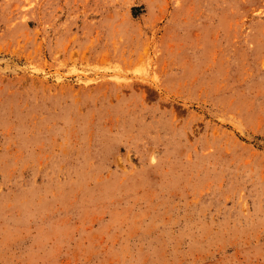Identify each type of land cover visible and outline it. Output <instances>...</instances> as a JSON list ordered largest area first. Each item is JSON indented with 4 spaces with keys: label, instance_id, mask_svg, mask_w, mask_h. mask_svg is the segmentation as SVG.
<instances>
[{
    "label": "rangeland",
    "instance_id": "rangeland-1",
    "mask_svg": "<svg viewBox=\"0 0 264 264\" xmlns=\"http://www.w3.org/2000/svg\"><path fill=\"white\" fill-rule=\"evenodd\" d=\"M0 264H264V0H0Z\"/></svg>",
    "mask_w": 264,
    "mask_h": 264
}]
</instances>
